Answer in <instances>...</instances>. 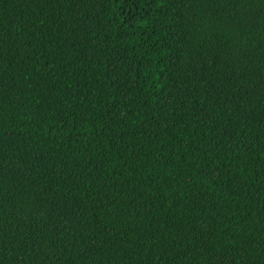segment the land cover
<instances>
[{"label": "trees", "instance_id": "trees-1", "mask_svg": "<svg viewBox=\"0 0 264 264\" xmlns=\"http://www.w3.org/2000/svg\"><path fill=\"white\" fill-rule=\"evenodd\" d=\"M0 264H264V0H0Z\"/></svg>", "mask_w": 264, "mask_h": 264}]
</instances>
